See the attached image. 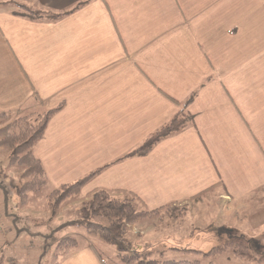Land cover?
<instances>
[{"label": "crops", "instance_id": "obj_1", "mask_svg": "<svg viewBox=\"0 0 264 264\" xmlns=\"http://www.w3.org/2000/svg\"><path fill=\"white\" fill-rule=\"evenodd\" d=\"M9 1L60 16L0 6V110L60 107L34 147L48 188L109 165L83 189L131 193L148 210L264 192V0ZM191 95L185 129L118 160ZM2 204L0 264L17 250ZM57 264L130 263L84 243Z\"/></svg>", "mask_w": 264, "mask_h": 264}, {"label": "rangeland", "instance_id": "obj_2", "mask_svg": "<svg viewBox=\"0 0 264 264\" xmlns=\"http://www.w3.org/2000/svg\"><path fill=\"white\" fill-rule=\"evenodd\" d=\"M4 5L14 6V10L20 12L24 11L20 5L29 7L16 1L5 4L0 2V6ZM29 9L42 10L35 7ZM28 109L29 107L20 111L15 110L13 114L16 117L37 112ZM0 151V162L7 165L9 150ZM6 173L14 181L12 191L8 190L15 194L20 185L21 171L15 167H8ZM49 193L50 188L44 183L39 190L29 193L25 198L20 213L29 216L31 221L26 222L21 218L15 222L11 221L12 240L17 250L13 256L6 255L2 264H56L61 256L58 258L54 255L55 243L52 240L67 234L78 241V246L69 252L77 249L80 244L87 243L92 244L105 262L108 256L118 254L116 245L87 233L83 226L72 225L80 221L79 209L89 198L86 190L82 189L80 194L64 200L60 209L54 213L48 208ZM0 195L2 196L1 192ZM7 196L9 200L14 199L11 194ZM171 208L174 209L158 216L139 218L130 225L127 235L128 247L150 252L152 257L159 259L197 258L200 264H236L230 248L222 253L210 255L207 253L214 246L227 241L242 240L245 246L247 242L243 239L253 238L262 246L247 244L250 248L248 255L253 256L249 261L255 264L259 256L264 255V192L247 201L232 202L212 191L189 203L173 205ZM33 219L36 222L31 223ZM4 248L0 249L1 253Z\"/></svg>", "mask_w": 264, "mask_h": 264}, {"label": "trees", "instance_id": "obj_3", "mask_svg": "<svg viewBox=\"0 0 264 264\" xmlns=\"http://www.w3.org/2000/svg\"><path fill=\"white\" fill-rule=\"evenodd\" d=\"M20 8L24 11H14V15L31 20L55 21L60 17L58 14H52L48 11L31 10L23 5H20ZM193 98L194 95H191L174 117L146 137L135 149L118 160L134 156H145L160 141L185 129L191 120L187 108ZM59 110L60 107H57L16 117L13 111L0 110V149L9 150L8 164L3 165L0 162V192L3 196L2 206L4 208H2V213L4 217L10 218L12 222H15L18 218L26 222L31 221L29 216L20 213L23 209V202L29 193H34L44 183L47 184L43 166L34 155V147L43 137L50 118ZM108 166L100 167L71 183L50 189L48 208L53 213L58 211L64 200L80 194L84 186ZM8 167H15L21 171L20 185L17 187V193L15 194L10 193L8 190H11L14 185L13 178L10 179L6 173V168ZM7 194H11L14 199L9 200ZM88 196V201L79 209L80 221L72 225L83 226L87 233L97 235L103 241L116 245L118 248L117 256L121 261L130 264H200V260L197 258L158 259L152 257L150 252L128 247L127 235L130 225L139 218L154 217L165 213V211H172L174 209L171 208L173 205H166L156 210H148L136 195L124 191L94 189L88 192ZM33 222H36V220L33 219L31 223ZM243 240L247 244L250 243L251 246L254 244L259 247L262 246L257 244V240L253 238ZM52 241L55 243L54 255L58 258L67 255L69 251L78 246L77 239L69 234L56 237ZM247 244L243 246L242 240L227 241L224 244L214 246L207 254L222 253L230 248L236 258L252 260L253 256L248 255L250 248ZM259 257L258 262L264 261V255Z\"/></svg>", "mask_w": 264, "mask_h": 264}]
</instances>
